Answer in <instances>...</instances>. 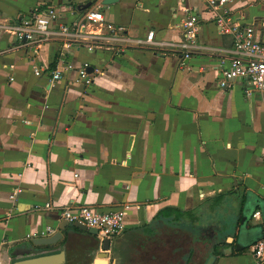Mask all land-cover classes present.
Segmentation results:
<instances>
[{
    "label": "crops",
    "instance_id": "obj_1",
    "mask_svg": "<svg viewBox=\"0 0 264 264\" xmlns=\"http://www.w3.org/2000/svg\"><path fill=\"white\" fill-rule=\"evenodd\" d=\"M89 1L0 0V21L52 5L60 8L61 22H70L77 15L68 6ZM227 7L264 41V0H231ZM207 9L200 0L105 6L108 21L134 37L154 30L167 41L181 39V23L195 11L199 44L220 52L195 51L190 58L147 47L69 53L63 60L102 65L90 86L74 83L75 71L51 81L46 72L58 62L59 42L21 47L0 31V264L60 251L61 264H166L167 226L159 221L146 233L161 209L203 210L209 198L229 192L234 208L244 191L264 200V97L248 95L241 81L231 89L218 86L220 61L228 56L223 51L233 42L217 32ZM36 66L47 71L37 76ZM47 202L52 209L44 208ZM80 205L105 211L130 205L126 227L107 251L111 257L99 258L98 236L72 224L54 245L27 236L46 226L58 231L65 224L58 207ZM263 218L256 204L216 264H257L254 244L244 246L252 235L242 233ZM258 235L264 243V231Z\"/></svg>",
    "mask_w": 264,
    "mask_h": 264
},
{
    "label": "built area",
    "instance_id": "obj_2",
    "mask_svg": "<svg viewBox=\"0 0 264 264\" xmlns=\"http://www.w3.org/2000/svg\"><path fill=\"white\" fill-rule=\"evenodd\" d=\"M184 1V0H181ZM207 4V13L216 25L220 35L232 37V46L223 51L228 54L220 61V78L218 86L231 89L237 81L245 84L248 95L258 92L264 97V41L256 39V29L253 24L242 22L234 18L227 7L231 0H200ZM102 0L94 2L87 9L79 10L77 4H70L68 8L77 15V20L61 22L62 12L58 6L34 10L15 21H0V31L7 33L18 46L30 44L42 45L49 41L61 44L58 62L54 69L47 71L42 66H36L34 73L42 76L45 71L52 82H57L65 72L75 71V82L90 86L96 75L102 72V65H94L84 61L76 65L63 60L71 52L84 50L90 55L97 56L104 51L115 50L123 53L130 48L147 47L169 49L171 52L181 53L183 58H190L195 51L220 52L218 49L199 44L201 15L188 12L181 23L183 36L179 41L158 40L156 32L150 30L145 36L134 37L128 28L122 24H112L108 21ZM89 68H93L92 71ZM41 207V206H40ZM44 208L52 209L50 202ZM60 218L68 224L80 222L87 227L97 228L101 244L108 238L114 241L126 227V215L130 205L114 210H100L91 205L76 207H58ZM260 212L255 217L260 218ZM57 231V228L46 226L38 233L28 234V237H47ZM257 264H264V243L253 245Z\"/></svg>",
    "mask_w": 264,
    "mask_h": 264
},
{
    "label": "trees",
    "instance_id": "obj_3",
    "mask_svg": "<svg viewBox=\"0 0 264 264\" xmlns=\"http://www.w3.org/2000/svg\"><path fill=\"white\" fill-rule=\"evenodd\" d=\"M233 194L229 192L209 198L204 202L203 210L161 209L146 231L153 234L159 221L167 226L170 253L161 261L166 264H216L218 257L224 254L223 249L230 246L228 237L238 233L244 211L245 191L235 208Z\"/></svg>",
    "mask_w": 264,
    "mask_h": 264
},
{
    "label": "water",
    "instance_id": "obj_4",
    "mask_svg": "<svg viewBox=\"0 0 264 264\" xmlns=\"http://www.w3.org/2000/svg\"><path fill=\"white\" fill-rule=\"evenodd\" d=\"M96 1L98 0H93V1H89L84 4H79L77 5V8L79 10L87 9L90 6H92L94 2ZM118 1L119 0H102V3L105 6H107V5L113 4ZM89 70L92 71L93 68H89ZM254 203L258 204V206H261L264 212V200L258 198L257 196H252L251 192L248 191L246 194V201L244 204L241 229L246 225L251 214L255 212L256 204ZM67 226H68V223L65 221V224L63 226H60V229L54 234H52L51 236L34 238L33 242L38 245H54L62 239L63 233L61 231L65 230ZM73 227L79 230L86 231L89 235L94 236L95 238L97 237V234H98L97 228L87 227L86 225L80 222L74 223ZM262 231H264V218H263L261 225L251 228V229H244V232L242 233V235H252V237L248 239V242L244 244V246H251L261 241L262 236H259L258 233L259 232L261 233ZM111 246H112V241L106 238L103 241V247H102L103 251L98 253V257L99 258L111 257V254L107 252L111 249ZM241 248H242V245L240 244V240H239L237 249H241ZM62 255H63V251H60L58 253H48V254L45 253L42 255L17 260L13 264H61ZM101 261L104 262L105 260H95V264H102Z\"/></svg>",
    "mask_w": 264,
    "mask_h": 264
}]
</instances>
